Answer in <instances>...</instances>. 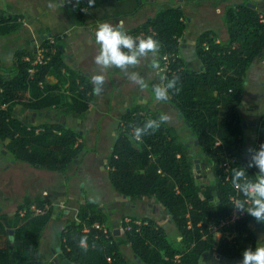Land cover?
Wrapping results in <instances>:
<instances>
[{"label": "trees", "instance_id": "16d2710c", "mask_svg": "<svg viewBox=\"0 0 264 264\" xmlns=\"http://www.w3.org/2000/svg\"><path fill=\"white\" fill-rule=\"evenodd\" d=\"M109 1L94 0L89 7L88 0H78V14L85 21L87 12L96 11ZM131 1L136 5L134 12L155 4L151 0ZM250 2L243 0L225 8L222 21L227 29L226 41L217 42L212 31L199 36L195 52L203 69L187 67L180 57L162 72V78L179 77L180 91L172 94L169 102L182 115L194 145L195 141L198 143L199 153L167 123L136 141L134 127L161 117L146 107H137L123 116L108 157V179L114 192L125 197L130 205L147 201L159 207L173 225L176 240L169 236L165 226L149 217H131V229L118 235L100 204L83 199L78 203L77 218L90 230L83 232V224L69 217L60 233L62 264L65 260L70 264H203L211 254L222 264H240L246 248L255 250V229H264V223L246 212L221 230L219 242L211 231L231 219L235 206L231 198L246 199L232 185V170L243 167L252 180L259 171L247 167L250 156L245 148L247 135L241 113L247 74L264 52V15L248 6ZM180 6L161 4L153 17L128 32L132 36L151 35L161 42L157 57L160 68L165 56H180L179 41L187 29ZM115 17L107 16L104 20ZM22 19L18 15L0 16V38L22 31ZM40 48L47 51L43 64L33 65L37 49L17 50L15 61L8 68L0 63V144L16 163L66 174L69 164L83 151H92L80 142L81 134L64 124H26L15 114V108L20 106L34 113L56 109L66 118L81 119L94 102V88L86 75L68 65L65 47L57 38L44 36ZM262 144L264 113L257 124L253 149ZM197 159L211 167L207 182L200 181L202 173L196 168ZM225 164L230 167L228 172ZM33 205L50 208L37 216L30 211ZM56 214L49 201L26 199L13 216L1 215L0 264H55L41 252V240ZM136 221L142 225L137 226ZM95 222L106 226L108 237L92 228ZM129 225L123 220V227ZM123 246L131 249L134 261L125 256Z\"/></svg>", "mask_w": 264, "mask_h": 264}, {"label": "crops", "instance_id": "0c3cea01", "mask_svg": "<svg viewBox=\"0 0 264 264\" xmlns=\"http://www.w3.org/2000/svg\"><path fill=\"white\" fill-rule=\"evenodd\" d=\"M241 1L243 0L216 4L215 0H151L155 4L144 5L134 12L136 5L131 0H110L100 9L87 12L85 21H82L77 11L78 0H0V16H21L23 19L20 21L24 27L15 35L0 38V63L4 68L12 66L17 50H35L44 36H53L65 47L68 65L86 75L93 86L91 77L100 71L95 64V56L99 51L95 43V32L100 23L106 22L116 27L122 25L123 30L128 33L153 17L159 5L181 4L187 29L179 41L180 57L187 67L198 71L203 69L195 52V44L199 36L203 32L212 31L217 42L226 41L228 34L222 21L223 13L227 6ZM250 1H253L250 4L264 15V0ZM107 16L116 17L104 20ZM80 22H85L86 25H78ZM152 59V57L146 58L135 69L148 85L144 90H140L139 86L131 82L119 69L104 71L103 90L100 93L94 91V102L81 119L66 118L56 109L34 113L20 106L15 108V114L26 124L39 126L44 123H58L75 129L82 136L80 142L87 150H92L83 151L77 159L72 161L66 174L48 172L23 163L25 166L22 172L25 175L22 176L19 186H7L0 171V214L10 216L11 213H6V209L14 204L18 208L26 199L49 201L57 210L56 218L50 222L41 240V252L55 264H62L59 257L60 233L69 216L74 214L73 218H75L74 210L77 209L73 206L78 205L80 200L88 199L99 203L100 209L107 215L111 228L118 235H120L118 232L122 222L126 218L148 217L146 208H152V217L149 218L161 224L160 218L157 217L159 207L147 201L130 205L125 197L114 192L108 179L107 165L123 116L137 107H146L151 113H159V116L166 115L168 117L166 123L175 127L185 138L180 129L182 119L179 118L170 102L157 103L154 99L152 85L161 82L162 71L160 67L153 69ZM155 59L158 63V58ZM248 90L249 97L252 98L251 112L262 115L264 104L260 101L258 103L254 98L257 96L264 98L263 58L256 61L247 74L243 107ZM255 117L247 120V122L252 121L251 126L254 128L252 127V134L246 132V149H253L256 145L257 125H254L259 121L255 120ZM6 156L8 154L3 149L0 150V159H4L3 163L7 164L8 169L17 164L15 161L9 162ZM31 175H34L36 180H30ZM1 181L4 184H1ZM86 188H92L90 195H87ZM93 188H109V190L105 191L106 197L96 199ZM21 195L23 199L17 200ZM3 203L5 205H2ZM55 221L58 223L57 229H50Z\"/></svg>", "mask_w": 264, "mask_h": 264}, {"label": "clouds", "instance_id": "9594fccd", "mask_svg": "<svg viewBox=\"0 0 264 264\" xmlns=\"http://www.w3.org/2000/svg\"><path fill=\"white\" fill-rule=\"evenodd\" d=\"M89 7L94 5V0H88ZM95 43L99 47L95 56V64L100 69L98 74L91 77L94 91L100 93L105 84L104 71L108 69H119L127 78L138 85L140 90L148 87L145 79L139 72L135 71L143 60L152 57L153 69H158L159 64L156 57L159 56L162 47L161 42L153 36L129 35L123 26H113L109 23H100L95 32ZM179 77L167 79L163 77L160 83L152 85V92L157 103H166L172 94L180 91L177 87ZM168 117L162 115L159 119H149L142 126L133 128V138L141 141L142 138L158 131L162 124L166 123ZM249 153L248 168L255 167L258 176L255 180L249 179L246 169L241 167L233 169L232 185L243 194L245 200L236 202L234 209L241 213H247L255 221L264 223V144L258 149H247ZM250 202V206L249 205ZM81 243H84L82 239ZM240 264H264V247L246 248L242 253Z\"/></svg>", "mask_w": 264, "mask_h": 264}, {"label": "rangeland", "instance_id": "374dc122", "mask_svg": "<svg viewBox=\"0 0 264 264\" xmlns=\"http://www.w3.org/2000/svg\"><path fill=\"white\" fill-rule=\"evenodd\" d=\"M249 90L247 92L246 97H245V102H244V107L241 111L242 113V116H243V119H244V124L246 125L245 127V130L247 132V134H252V129L254 128L253 126H251V123L252 121H248L247 120H252L255 115V120L258 119L259 121V118H260V114H253L250 110V107L252 106V98L249 97ZM258 103L260 101V103H263L264 104V98L263 97H259L257 96L256 98H254ZM257 124H255L254 126H256ZM253 127V128H252ZM180 129H182L183 131V135L185 136V139L186 141H189L190 142V145L192 147V150L198 154L199 153V149H198V145H194V140L191 138V133L190 131L185 127L184 125V122L183 120L181 121V126H180ZM2 145L0 144V150H2ZM6 159H8L9 162H12L13 160L10 158V156H6L5 157ZM4 159H0V171H1V174L3 176V180L5 182V184L9 187H13L14 185L16 186H19L20 185V182L21 180L23 179L22 176H24L25 174L22 172L23 171V166H25V164L23 163H17L16 165H14L13 167L9 168L7 167V164H4L3 163ZM196 166L198 165V170L202 173V178L200 179V181H204V182H207V177H208V174L209 172L211 171V167L207 166V163L204 162V161H201L200 159H197L196 160ZM197 168V167H196ZM21 173V175H20ZM30 180H36L34 175H31L30 176ZM3 181H1V184H4L2 183ZM49 182V180L47 181ZM16 183V184H15ZM92 188H86V193L87 195H90V191H91ZM109 188H93V193L96 197V199H100V197H106V193L105 191H108ZM100 195V196H99ZM98 197V198H97ZM20 199H23V196H19L17 200H20ZM2 202V201H1ZM2 205H5V203H3ZM12 207H9V209H6V213H11L10 216H13V214L17 211V207L14 205H11ZM71 206H73L71 204ZM74 208L78 209V205H74L73 206ZM75 213V212H74ZM133 214H135V212L133 211ZM2 214H0L1 216ZM146 215L148 217H152V208L148 209L146 208ZM70 218L73 217V214H71L69 216ZM157 217L160 218L161 220V225L162 226H165L169 236L176 240L177 236H176V231L173 227V225L168 221V217L161 211L159 210L157 212ZM57 221H55V223H53V226L50 227L51 228H56L58 227V223H56ZM52 229V230H53ZM255 232L257 234V237H258V241H257V246L256 247H264V229L262 228H256L255 229ZM13 235V233H12ZM220 239V234H216V240L218 241ZM57 239L55 240V243H56ZM220 241V240H219ZM122 250L125 254V256L130 259L131 261H134V258H133V253L131 251V249L127 246H123L122 247ZM203 264H222L221 260L219 258L216 257L215 254H211L209 258L205 259L204 260V263Z\"/></svg>", "mask_w": 264, "mask_h": 264}, {"label": "built area", "instance_id": "2783aa9c", "mask_svg": "<svg viewBox=\"0 0 264 264\" xmlns=\"http://www.w3.org/2000/svg\"><path fill=\"white\" fill-rule=\"evenodd\" d=\"M141 36H144V35H141ZM36 51H37V56L35 58V61L33 62L34 66L43 64L45 62V60H46L45 59V54H46L47 51L44 48H40V45H39V47L37 48ZM179 58H180L179 55L165 56L163 58L164 66L161 68V71L162 72L167 71L168 67L171 65V63L177 61ZM30 72L33 73V70H31ZM224 167H225V172H228V170L230 168L229 165L225 164ZM231 201L234 204H236L237 199L235 197H233V198H231ZM49 208H50V206H48V205H46L44 208H37L36 206L33 205V206H31L30 211L32 213H34L35 215L39 216V215H44L45 212L49 210ZM74 211H75V220L79 224H83V226H84L83 227V232H85V233L89 232L90 228L88 226L84 225V223H82V221L77 218L78 211L77 210H74ZM24 213H25V211H22V214H24ZM244 215H245V213H241L238 210L234 209L232 217H231L230 220L222 221L218 226L212 227L211 231H212V233L214 235L215 241L219 242V240L222 238L221 230L224 227L229 226L232 223H235V221H237L238 219H240ZM124 222L129 225L131 223V219L126 218L124 220ZM135 224L137 226H141L142 225V223L140 221H136ZM92 228L102 232L103 234H105L108 237V229L106 228L105 225H102V224H100L98 222H95V223L92 224ZM130 229H131L130 225L127 226L126 228L122 226L120 228V230H119V233L121 235H123L127 230H130ZM216 234H220V239L218 241L216 240ZM108 261H110V259H108Z\"/></svg>", "mask_w": 264, "mask_h": 264}, {"label": "water", "instance_id": "95a60500", "mask_svg": "<svg viewBox=\"0 0 264 264\" xmlns=\"http://www.w3.org/2000/svg\"><path fill=\"white\" fill-rule=\"evenodd\" d=\"M247 5L250 6V7H255L254 5H252V4H250V3H248ZM263 55H264V52H263V54L259 55V58H262ZM179 118L182 119V115H179ZM245 127H246V125L244 124V128H245ZM195 145H198L197 141H195ZM196 162H197V161H196ZM196 167H197V169H198L199 166L197 165ZM10 233H13V232L11 231ZM118 233H119V232H118ZM64 264H70V262L67 261V260H65V261H64Z\"/></svg>", "mask_w": 264, "mask_h": 264}]
</instances>
